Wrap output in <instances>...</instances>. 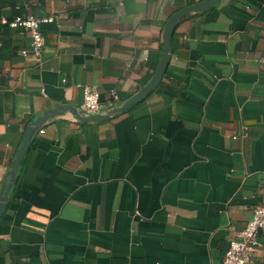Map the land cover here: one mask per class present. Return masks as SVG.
I'll return each instance as SVG.
<instances>
[{"label":"crops","instance_id":"1","mask_svg":"<svg viewBox=\"0 0 264 264\" xmlns=\"http://www.w3.org/2000/svg\"><path fill=\"white\" fill-rule=\"evenodd\" d=\"M199 1L0 0V20L56 18L39 62L22 55L27 30L0 24V188L34 118L80 113L85 87L98 113L120 105L154 74L169 16ZM262 203L264 0H219L177 20L144 100L34 130L0 217V264H208Z\"/></svg>","mask_w":264,"mask_h":264},{"label":"built area","instance_id":"2","mask_svg":"<svg viewBox=\"0 0 264 264\" xmlns=\"http://www.w3.org/2000/svg\"><path fill=\"white\" fill-rule=\"evenodd\" d=\"M54 16H34L16 17L13 20H0V24H6L10 28L22 27L29 33L31 42L27 48L22 50V55L32 56L36 62L42 57L45 47V35L42 30L43 24L54 22ZM1 47V42H0ZM64 81V80H63ZM113 100H118L116 93L111 92ZM100 109L99 93L89 87L83 91V100L80 106L82 115L98 113ZM42 132V130H40ZM264 235V203L254 207L250 220L229 240L227 249L221 260L210 261L208 264H252L251 256L254 252L260 251L264 254V244L260 236Z\"/></svg>","mask_w":264,"mask_h":264},{"label":"water","instance_id":"3","mask_svg":"<svg viewBox=\"0 0 264 264\" xmlns=\"http://www.w3.org/2000/svg\"><path fill=\"white\" fill-rule=\"evenodd\" d=\"M219 0H201L195 4H191L188 6H185L175 12H173L169 18L166 21L164 30H163V49L162 54L159 59L158 66L150 78V80L141 87L135 94L124 100L120 105L114 106L111 109H109L106 113H95L90 115H82L78 112L77 108H75L72 105H62L58 106L56 108H53L51 110H47L42 116L34 118L30 124L26 128V133L24 136V140L13 159L11 166H10V177L7 183H3L0 188V217L3 215V212L6 208L7 202H8V194L9 191L14 183L15 175L19 166V163L24 155V152L28 146V143L30 141V138L34 132L35 129H39L41 124L46 121L49 117H52L56 114H59L60 112H64L66 110H69L71 114L77 118L78 120H81L83 122H89V121H97V120H103L108 118L114 113L126 110L127 108L131 107L132 105H135L142 100H144L154 89L158 86L160 80L162 79V76L165 72V69L169 63L170 59V49H171V37L173 34V30L175 27V24L177 20L188 14L192 11H199L206 9L215 3H217Z\"/></svg>","mask_w":264,"mask_h":264}]
</instances>
